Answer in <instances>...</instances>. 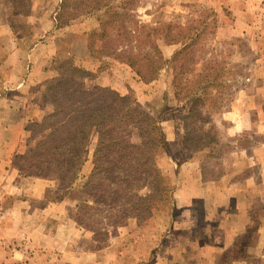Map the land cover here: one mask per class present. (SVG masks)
<instances>
[{
    "label": "rangeland",
    "instance_id": "obj_1",
    "mask_svg": "<svg viewBox=\"0 0 264 264\" xmlns=\"http://www.w3.org/2000/svg\"><path fill=\"white\" fill-rule=\"evenodd\" d=\"M251 1L0 0V120L11 123L4 132L0 127L7 142L2 150L10 151V165L36 185L24 181L16 200L0 197V214L22 198H36L25 208L61 227L62 245L77 251L78 264L97 251L99 264H124L132 258L128 249L140 252L142 264H170L174 251L190 246L193 229L197 246L199 237L215 245L209 234L219 233L216 206L238 187L237 192L252 194L246 200L251 223L231 247L234 254L214 257L212 264H233L234 258L263 264L256 232L264 227V0ZM67 60L89 71L78 77L86 88L131 93L142 111L160 121L169 150L160 153L158 163L169 177L172 198L151 206L150 214L118 222L117 214L129 204L114 208L92 201L85 183L96 137L71 187H59L57 172L30 176L16 167L15 155L42 138L35 122L53 111L49 84ZM138 70L156 78L144 81ZM94 182L108 188L101 176ZM152 190L148 185L139 193ZM183 190L197 204V223L179 227L175 240L172 232L189 218L192 206L177 205ZM224 206L228 216L236 214L232 202ZM183 257L172 264L185 262Z\"/></svg>",
    "mask_w": 264,
    "mask_h": 264
},
{
    "label": "trees",
    "instance_id": "obj_2",
    "mask_svg": "<svg viewBox=\"0 0 264 264\" xmlns=\"http://www.w3.org/2000/svg\"><path fill=\"white\" fill-rule=\"evenodd\" d=\"M181 52L178 50L174 58ZM71 62L60 63L64 71L49 84L54 109L35 122L42 138L34 147L16 154L14 163L25 175L46 177L57 172L59 187L68 188L78 178L96 137L86 192L94 203L111 202L114 208L129 204L117 214L118 222L131 216L144 217L151 213V206L172 198L169 177L158 163L160 153L169 150L162 125L136 105L131 93L104 86L86 88L78 77L89 75V71ZM138 73L144 81L156 78L140 70ZM98 176L104 178L108 188L101 189L103 184L94 182ZM110 184L116 189L112 190ZM148 185L153 188L151 192L139 193Z\"/></svg>",
    "mask_w": 264,
    "mask_h": 264
},
{
    "label": "crops",
    "instance_id": "obj_3",
    "mask_svg": "<svg viewBox=\"0 0 264 264\" xmlns=\"http://www.w3.org/2000/svg\"><path fill=\"white\" fill-rule=\"evenodd\" d=\"M38 111L39 116H42L45 113L44 109H38ZM18 116L19 115L17 114V117ZM22 118L23 117H19V120H22ZM5 123L6 122L4 120H0V127H4L2 130L3 132L7 127H10L11 125V123ZM5 136L6 134H4L3 136L2 134H0L1 201H3L6 196L10 195H13L11 199L16 200L15 198L18 195L24 193V185L22 183L24 181L29 183L31 180L27 176H24L22 174L20 175L18 173V170L10 165L11 160L9 161L7 157L10 151L5 152L4 150H2V144L7 143ZM232 185L234 186V184ZM26 186H28V184ZM29 186L36 187V185L32 183H29ZM237 191L238 187H235V194H233L232 192V195L225 197L227 199L225 202L230 201L232 202V204H234L236 208L235 215L228 216V207L224 206L225 202L222 203L220 207L216 206V210L215 208L213 209L216 213H219L216 218L219 225V233L212 232L209 234V238H214L216 240L215 245H213L212 243H209V245L207 242H203L202 238L199 237V241H197L199 245L197 246L196 239L198 240L199 234L196 232H192L194 231L193 229L191 231V236H193V239H191L189 244H187L190 246L182 249V252L180 253L174 251L173 259H169L171 261L170 264H172L174 260L180 259H178L179 254L181 256H186L183 257V259H185V262L182 261L180 264H199L198 261L203 262V260L205 261L204 258H207V261H205V263L203 262L202 264H212L214 257L221 256V254H234L231 247H233L238 236L243 233L251 223V217L249 218L248 216V205L246 200L248 199V196H251L252 194H241ZM180 195L183 202H180L181 204H177L178 206H192H190V209L186 207L184 212L185 215H187L186 210H190V212L188 213L189 218L181 221L179 226H176V228L173 230L172 235L175 240H178V232L181 227L182 229L185 228V225L194 227L195 223H197V219L194 215V207L197 204L194 205L189 202V198H187L184 190ZM29 201L37 202V199L22 198V204H18V201L13 202L10 207H4V209H6L4 210V212L6 213L0 214V264H19L21 263V261L22 264H78L77 251L69 249L62 245L61 227L50 226L49 224L52 220H48V216H38L37 211L34 213H30L31 211L25 208V206L28 207V205H26L25 203H29ZM1 203L6 204L4 202ZM239 204H242V206L240 207ZM209 218H213V216H209ZM53 219L56 221V223L60 222L57 217H53ZM256 235V244H258V246L262 249L260 255L263 259L264 264L263 226L259 231L256 232ZM56 241H58L60 246H57ZM70 245L71 247H74L72 244ZM185 250L190 252L188 253V255H191L192 253L199 255V259H197V257L195 258L194 255L187 257L186 253L184 252ZM127 251V253H129V257L132 258L129 259V261H123L124 264H142V262H139L138 260L141 255L140 252H137L135 249H128ZM249 251L251 253H254L252 252V250ZM97 253H99V251L92 253L91 260L89 262H86L85 264H99L100 261L98 260ZM177 254L178 256L176 257ZM192 259H194V261H192ZM233 264L247 263L234 258Z\"/></svg>",
    "mask_w": 264,
    "mask_h": 264
}]
</instances>
